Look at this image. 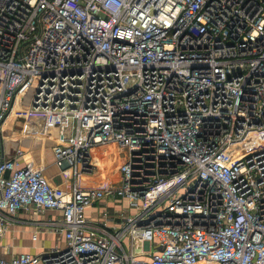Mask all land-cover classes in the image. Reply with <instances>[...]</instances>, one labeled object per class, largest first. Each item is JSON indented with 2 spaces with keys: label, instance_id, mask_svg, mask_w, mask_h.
<instances>
[{
  "label": "built area",
  "instance_id": "2783aa9c",
  "mask_svg": "<svg viewBox=\"0 0 264 264\" xmlns=\"http://www.w3.org/2000/svg\"><path fill=\"white\" fill-rule=\"evenodd\" d=\"M27 92L64 186L5 151ZM30 208L65 245L0 264H264V0H0V235Z\"/></svg>",
  "mask_w": 264,
  "mask_h": 264
},
{
  "label": "crops",
  "instance_id": "0c3cea01",
  "mask_svg": "<svg viewBox=\"0 0 264 264\" xmlns=\"http://www.w3.org/2000/svg\"><path fill=\"white\" fill-rule=\"evenodd\" d=\"M5 151L7 155L12 156L15 150L9 153L7 150ZM49 155V158L44 161L45 164L47 163L44 174L52 185L64 186V177L54 164L52 147ZM22 159L24 163H32L34 166L41 164V161L37 158H31L29 155L26 156L25 151ZM97 159L103 165L104 172H102L101 175L114 180L118 173L115 169L116 165H106L108 156L98 155ZM113 201L112 199H105L102 200L99 205L88 208L86 211L88 221H98L100 219V212L103 208L108 207L110 210L115 207ZM61 217V211L58 209L37 210L30 208L28 210L19 211L12 218V223L9 224L0 235V254L6 257L23 252L40 254L54 246L63 247L65 245L63 234L56 232L46 224L49 221H58ZM33 235H36L37 238L33 239Z\"/></svg>",
  "mask_w": 264,
  "mask_h": 264
},
{
  "label": "rangeland",
  "instance_id": "374dc122",
  "mask_svg": "<svg viewBox=\"0 0 264 264\" xmlns=\"http://www.w3.org/2000/svg\"><path fill=\"white\" fill-rule=\"evenodd\" d=\"M30 96L31 93L27 92L20 103H17L21 107L16 111H12L7 117L1 129L2 136L6 145L5 150L8 153L18 148L23 149L26 152V156L29 155L31 158L35 157L41 161V164L36 165V167L44 170L47 165L44 161L50 156L55 133L45 134L42 130L43 121L27 113ZM113 202L115 207L110 209V211L114 213L118 209H124V206L129 208L126 206V199H115Z\"/></svg>",
  "mask_w": 264,
  "mask_h": 264
},
{
  "label": "bare ground",
  "instance_id": "6f19581e",
  "mask_svg": "<svg viewBox=\"0 0 264 264\" xmlns=\"http://www.w3.org/2000/svg\"><path fill=\"white\" fill-rule=\"evenodd\" d=\"M19 107H21V106H19V104L15 105L14 108H13V111H16Z\"/></svg>",
  "mask_w": 264,
  "mask_h": 264
}]
</instances>
